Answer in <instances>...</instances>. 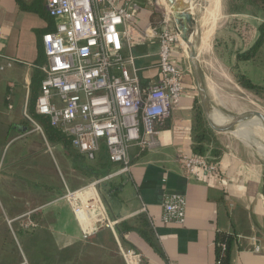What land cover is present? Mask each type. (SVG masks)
<instances>
[{"label": "crops", "instance_id": "1", "mask_svg": "<svg viewBox=\"0 0 264 264\" xmlns=\"http://www.w3.org/2000/svg\"><path fill=\"white\" fill-rule=\"evenodd\" d=\"M133 1L141 28L163 27L164 0ZM45 3L0 0V264H125L119 244L141 252L142 264H216L217 233L231 236L228 264H264V170L254 152L236 141L220 142L216 171L198 177L185 174L179 161L182 153L195 154L193 104L200 98L187 52L178 43L172 58L183 69V90L171 116L156 126L157 146H132L129 170L98 187L109 215L121 221L115 233L101 228L82 236L64 199V191L78 183L69 179L81 174L71 167L64 146L48 142L43 128L35 129L24 116L40 92L46 63L41 37L56 23ZM190 7L197 61L216 63L231 78L236 63L257 85L253 94L264 98V39L252 57L235 59L257 39L259 15L231 11L230 0H190ZM169 26H176L173 18ZM158 47L157 38L132 46L136 61L149 69L148 76L139 74L142 85L159 80ZM201 76L211 107L215 98L221 104L222 81ZM170 192L185 197L183 223L162 220V203Z\"/></svg>", "mask_w": 264, "mask_h": 264}, {"label": "built area", "instance_id": "2", "mask_svg": "<svg viewBox=\"0 0 264 264\" xmlns=\"http://www.w3.org/2000/svg\"><path fill=\"white\" fill-rule=\"evenodd\" d=\"M45 4L56 23L53 31L41 37L46 63L41 67L43 77L34 110L48 117L49 124L59 128L88 158L92 159L104 142L109 159L120 165L117 171L64 195L83 237L101 228L115 233L121 218L109 215L97 185L129 170L132 146L142 150L157 146L156 126L171 116L183 90V69L174 62L172 49L177 43L186 49L176 26H169L172 12L167 8L163 27L157 30L154 25L140 27L133 0L123 4L116 0H46ZM150 38L158 40L160 77L155 84L142 85L131 49ZM24 116L41 130L29 114L25 112ZM179 161L189 176L217 169V161L208 153H182ZM185 209L183 195L167 193L162 220L183 223ZM144 210L142 207L140 212ZM217 246L221 251L227 247L224 242ZM119 252L125 264L144 261L142 253L134 248L119 244Z\"/></svg>", "mask_w": 264, "mask_h": 264}, {"label": "trees", "instance_id": "3", "mask_svg": "<svg viewBox=\"0 0 264 264\" xmlns=\"http://www.w3.org/2000/svg\"><path fill=\"white\" fill-rule=\"evenodd\" d=\"M230 9L234 12H243L248 10L249 12L256 13L262 19V22L258 25L259 35L253 45L246 51L237 53L235 55L236 62L245 61L252 57V54L259 48L264 39V0H230ZM231 54V53H230ZM229 54V55H230ZM239 65V64H238ZM235 69V70H234ZM233 76L238 85L249 91H258L257 85H255L250 78L245 74L239 72L237 69V64L233 67ZM30 116L37 120L40 126L43 128L44 135L48 142L60 143L65 148V153L70 161L71 167L77 169L81 174V179H75L70 181L78 180L75 183L76 186L74 190L86 185L89 182L101 179L106 175L114 172L120 168H116L114 162H112L106 151V146L104 142H100L99 149L95 152L92 159L88 158L86 154L80 152L77 148L72 146L70 138L66 136L59 128L52 127L49 124L48 117L39 115L34 110V104L30 107ZM213 132L207 126V122L203 113V109L200 103L195 102L193 104V117H192V130H191V150L195 154L205 155L210 154L213 160L218 161L221 155V148L218 141L214 140ZM93 160L90 162H85V160ZM73 191V190H72ZM66 194L67 191H64ZM131 228V227H130ZM143 233V231H141ZM148 241L154 246V248L160 252L157 245L152 242L151 238L146 236ZM216 261L221 264L229 263V245L231 242V236L227 233H217L216 236ZM218 242H224L226 244V250L221 251L217 246Z\"/></svg>", "mask_w": 264, "mask_h": 264}, {"label": "rangeland", "instance_id": "4", "mask_svg": "<svg viewBox=\"0 0 264 264\" xmlns=\"http://www.w3.org/2000/svg\"><path fill=\"white\" fill-rule=\"evenodd\" d=\"M165 5H162L163 8H167L171 11V8L166 0H164ZM185 46V44H184ZM202 60V59H201ZM205 61V60H204ZM204 61H197L198 65L200 64L199 70L201 75L206 74L208 76H216L222 81L221 88L225 90V96L221 99V104L218 103V98L214 99V105L212 108L211 114L215 116L214 114L217 113L221 116V118H214L215 121L221 122L222 119H230L234 117L235 115L247 111V110H258L264 113V98L258 97L257 95H254L252 91H249L245 88H242L238 85L236 81H234V78L229 77L228 74H225L226 72L223 71L221 68H219L216 63L213 64V66L210 67V65L205 64ZM139 60L136 61V65L140 68L139 74L140 76H148L149 75V69L147 65L143 62L141 64ZM204 113V112H203ZM205 116V115H204ZM206 119V116H205ZM207 122V120H206ZM251 124V123H250ZM254 125V124H253ZM207 126L209 127L208 123ZM252 137L257 139L259 142L264 143V128H253L252 130ZM214 140L218 141L219 144L221 143H229L236 141L240 145L244 146L246 149H249L250 151L254 152V154L257 156V158L260 160L261 164L263 165L264 170V153L257 150L255 147L245 144L241 139L236 137L233 132L219 134L213 132ZM221 145V144H220ZM93 160H85V162H90ZM63 168V162L59 163ZM88 184V183H87ZM99 185H97V190L99 192ZM100 198V192H99Z\"/></svg>", "mask_w": 264, "mask_h": 264}, {"label": "water", "instance_id": "5", "mask_svg": "<svg viewBox=\"0 0 264 264\" xmlns=\"http://www.w3.org/2000/svg\"><path fill=\"white\" fill-rule=\"evenodd\" d=\"M172 12V18L180 37L185 44L189 65L196 83L197 92L199 94L200 103L206 116L209 128L214 133L224 134L234 132L240 125L246 121L257 118L264 125V113L258 110L243 111L230 118L224 125H217L211 114V105L207 96L203 79L197 63V51L195 48V17L191 12L190 0H166Z\"/></svg>", "mask_w": 264, "mask_h": 264}, {"label": "bare ground", "instance_id": "6", "mask_svg": "<svg viewBox=\"0 0 264 264\" xmlns=\"http://www.w3.org/2000/svg\"><path fill=\"white\" fill-rule=\"evenodd\" d=\"M214 115L215 116L212 115V119L217 125H224L225 123H227L228 119L226 118L222 119L221 122L215 121L214 118H221V116L217 113H215ZM253 128H264V125L257 118H253L240 125L237 129L234 130L233 134L243 142H245V144L251 145L260 152L264 153V143L261 141L259 142L257 139L252 137L251 133Z\"/></svg>", "mask_w": 264, "mask_h": 264}]
</instances>
